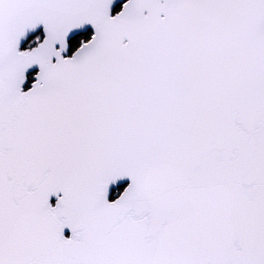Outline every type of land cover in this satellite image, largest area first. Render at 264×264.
Instances as JSON below:
<instances>
[{
	"label": "snow or ice",
	"instance_id": "snow-or-ice-1",
	"mask_svg": "<svg viewBox=\"0 0 264 264\" xmlns=\"http://www.w3.org/2000/svg\"><path fill=\"white\" fill-rule=\"evenodd\" d=\"M0 264H264V0H0Z\"/></svg>",
	"mask_w": 264,
	"mask_h": 264
}]
</instances>
